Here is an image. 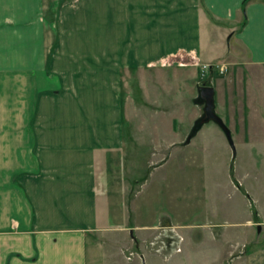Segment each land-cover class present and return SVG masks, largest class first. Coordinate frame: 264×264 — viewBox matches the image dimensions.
Listing matches in <instances>:
<instances>
[{"label":"crops","instance_id":"obj_1","mask_svg":"<svg viewBox=\"0 0 264 264\" xmlns=\"http://www.w3.org/2000/svg\"><path fill=\"white\" fill-rule=\"evenodd\" d=\"M243 1L0 0V264H128L131 239L140 264H225L241 234L232 264H264V0ZM201 87L228 137L192 133ZM170 225L187 240L166 261L146 243Z\"/></svg>","mask_w":264,"mask_h":264},{"label":"rangeland","instance_id":"obj_2","mask_svg":"<svg viewBox=\"0 0 264 264\" xmlns=\"http://www.w3.org/2000/svg\"><path fill=\"white\" fill-rule=\"evenodd\" d=\"M214 155L215 156H213V158L211 160L212 166L214 168V172H213L212 178H213V181H215L217 184H219V185L222 184L223 185V184H225V180H226L225 179V176H226L225 174L226 173H225V169L223 168L224 159H223V157L221 155H218V156H217V154H214ZM156 164H158V163H155L153 161L150 165H152L151 167H153ZM176 169L177 170H174V172L172 173V178L175 179V181L177 182V187L178 188L180 187L178 189L177 193L180 196V201H181L182 206L185 208V206L188 205V191H186V188H187L186 185H187V182L189 180V173H188V171H189V159H188V154H185L184 156H182L181 158L178 159L177 164H176ZM161 174H162V170H157L156 172H154L153 179L158 177ZM224 189H225V187L222 188V190H224ZM134 190H135V188H134ZM134 190H133V192H134ZM250 194L253 197H256V198L258 196L259 197L262 196V198L264 199V193H262V191L260 190V187L256 188L255 190L251 189ZM226 195H227V193H226ZM227 196H229V197L225 198V199H227V202L232 204L231 205L232 207H235V208H237V207L239 208L240 207L239 206L241 204L240 201H243V198L241 196L238 197V196L235 195L232 199H231V195H229V193H228ZM230 199H231V201H230ZM185 215H186V217H184ZM184 216H182V218H181L182 220L183 219H188L187 213L184 214ZM240 226L242 228H239L240 229L239 233H241V231H244V225H240ZM182 230L183 229L179 228V233H180L179 235H181V237H182V244H181V252L180 253L183 252L184 245H185V242L187 240V235H184V232ZM236 236H238V237H235V235H233V237H232V239H234L235 241L234 240H232V241L230 240V242H229V254H228L227 261H225V264H232L233 261H239L240 259L245 258L254 249L252 247V245L248 246V243H246L244 241H241V242L237 241V240L244 239V235L243 234L236 235ZM131 241H130V243L132 244V247H130V249H126V250L124 249V251L121 252V256L124 259V261L126 263H128V264H133V261H135V260L137 261L136 262L137 264H140L141 259H143V257L141 255H139L142 247L138 244L139 242H137V240L131 239ZM257 242L263 244L264 239L263 238L257 239ZM130 251L134 253V256H133L134 259L132 258L129 261V260H127V257H128V253ZM135 253H137V255ZM180 253L171 255L170 257H168L165 260L166 261H170L173 258H175V256L180 255Z\"/></svg>","mask_w":264,"mask_h":264},{"label":"built area","instance_id":"obj_3","mask_svg":"<svg viewBox=\"0 0 264 264\" xmlns=\"http://www.w3.org/2000/svg\"><path fill=\"white\" fill-rule=\"evenodd\" d=\"M214 71L219 74H224L226 69L218 63L199 65L200 75L207 72ZM179 228L174 226H160L156 229L152 238L146 243V248L155 255L167 259L171 255L179 254L181 252L182 237L179 235ZM134 256L133 252L128 253L127 260H131Z\"/></svg>","mask_w":264,"mask_h":264},{"label":"water","instance_id":"obj_4","mask_svg":"<svg viewBox=\"0 0 264 264\" xmlns=\"http://www.w3.org/2000/svg\"><path fill=\"white\" fill-rule=\"evenodd\" d=\"M198 96H199V101L203 104V114L201 118L196 122L192 133H195L203 124L207 122H213L216 125H218L221 128V130L225 133V135L228 137L229 136L228 130L223 125L219 117L214 113L213 103H212V96H213L212 89L207 87H201L200 89H198Z\"/></svg>","mask_w":264,"mask_h":264},{"label":"trees","instance_id":"obj_5","mask_svg":"<svg viewBox=\"0 0 264 264\" xmlns=\"http://www.w3.org/2000/svg\"><path fill=\"white\" fill-rule=\"evenodd\" d=\"M246 2H247V0H244V1H243V3H242V9H243V7L245 6ZM243 23H245V21H244ZM243 23H242V24H243ZM253 215H254V216L256 215V213H255L254 210H253Z\"/></svg>","mask_w":264,"mask_h":264},{"label":"bare ground","instance_id":"obj_6","mask_svg":"<svg viewBox=\"0 0 264 264\" xmlns=\"http://www.w3.org/2000/svg\"><path fill=\"white\" fill-rule=\"evenodd\" d=\"M195 127V126H194Z\"/></svg>","mask_w":264,"mask_h":264}]
</instances>
